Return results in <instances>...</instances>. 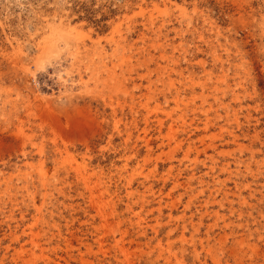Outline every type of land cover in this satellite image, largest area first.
<instances>
[{
	"label": "rangeland",
	"instance_id": "1",
	"mask_svg": "<svg viewBox=\"0 0 264 264\" xmlns=\"http://www.w3.org/2000/svg\"><path fill=\"white\" fill-rule=\"evenodd\" d=\"M0 264H264V0H0Z\"/></svg>",
	"mask_w": 264,
	"mask_h": 264
},
{
	"label": "bare ground",
	"instance_id": "2",
	"mask_svg": "<svg viewBox=\"0 0 264 264\" xmlns=\"http://www.w3.org/2000/svg\"><path fill=\"white\" fill-rule=\"evenodd\" d=\"M68 77H69V76H68ZM68 81L70 82V79H65V80H64L65 83H67ZM70 84H71V83H70ZM178 96H179V95H178ZM207 144H208V143H207ZM211 146H212V145H211ZM209 147H210V146H209ZM55 150H56V149H55ZM62 154H63V153H62ZM71 163H72V162H71ZM41 167H42V166H41ZM39 168H40V167H39ZM39 174H40V173H39ZM41 174H42V173H41ZM77 178H78V177H77ZM81 178H82V176H81ZM97 188H98V187H97ZM90 189H91V188H90ZM91 191H92V189H91ZM95 191H96V190H95ZM89 192H90V190H89ZM92 193H94V192H92ZM102 193H103V192H102ZM95 194H96V193H95ZM95 194H94V195H95ZM94 197H95V196H94ZM100 199H101V197H100ZM98 200H99V198H98ZM95 201H96V200H95ZM99 204H100V203H99Z\"/></svg>",
	"mask_w": 264,
	"mask_h": 264
}]
</instances>
